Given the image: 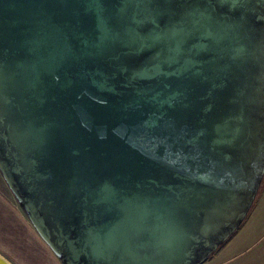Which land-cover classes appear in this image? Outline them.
<instances>
[{
    "label": "water",
    "instance_id": "obj_1",
    "mask_svg": "<svg viewBox=\"0 0 264 264\" xmlns=\"http://www.w3.org/2000/svg\"><path fill=\"white\" fill-rule=\"evenodd\" d=\"M0 173L63 264H202L264 180V0H0Z\"/></svg>",
    "mask_w": 264,
    "mask_h": 264
},
{
    "label": "rangeland",
    "instance_id": "obj_2",
    "mask_svg": "<svg viewBox=\"0 0 264 264\" xmlns=\"http://www.w3.org/2000/svg\"><path fill=\"white\" fill-rule=\"evenodd\" d=\"M0 253L13 264H63L14 197L0 173ZM2 211V212H1Z\"/></svg>",
    "mask_w": 264,
    "mask_h": 264
},
{
    "label": "crops",
    "instance_id": "obj_3",
    "mask_svg": "<svg viewBox=\"0 0 264 264\" xmlns=\"http://www.w3.org/2000/svg\"><path fill=\"white\" fill-rule=\"evenodd\" d=\"M4 203L2 199L1 210ZM202 264H264V180L245 221Z\"/></svg>",
    "mask_w": 264,
    "mask_h": 264
}]
</instances>
